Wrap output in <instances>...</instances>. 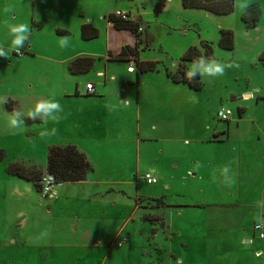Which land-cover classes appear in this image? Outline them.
<instances>
[{"label":"rangeland","instance_id":"374dc122","mask_svg":"<svg viewBox=\"0 0 264 264\" xmlns=\"http://www.w3.org/2000/svg\"><path fill=\"white\" fill-rule=\"evenodd\" d=\"M254 3L261 16L246 29L241 15ZM154 5L155 0H0V48L9 53L7 59L0 57V264H31L33 247L48 244L47 210L56 190L70 187L71 199L85 198V190L59 184L52 198L42 200L34 183L7 172L11 164L44 171L49 147L66 144L86 156L95 169L92 180L103 182L100 188L113 189L99 197L105 201L106 249L128 218L124 234L140 240L137 247L150 240L151 258L141 248L128 256L116 248L110 256L104 253L108 264H169L165 254L158 259L156 241L171 242V264H264V241L252 229L259 220L256 224L264 227V98H256L264 96V64L259 62L264 0H234L227 16L184 9L181 0H167L160 13ZM116 11L141 24L137 59L156 62V71L138 74L135 64L116 62L111 53L106 59L118 42L135 44L130 31L107 27L106 17ZM85 23L98 31L96 39H81ZM22 24L29 28L27 40L12 50L10 28ZM224 30L233 33L231 51L218 45ZM190 48L238 67L226 66L222 76L197 72L198 89L174 84L166 71L185 77L199 63L180 62ZM82 57L94 59L92 68L71 74L68 64ZM86 83L99 97L84 96ZM248 94L252 100L244 98ZM127 99L129 105L123 104ZM47 100L62 106V113H53L60 115L58 121L27 118ZM238 108L244 109L241 116ZM14 110L24 127L10 126ZM220 110L231 112L228 122L219 120ZM52 129L55 135L41 136ZM214 136L224 143L209 142ZM225 167L230 171L222 174ZM147 173L158 182L147 185L142 178ZM78 250L71 251L77 255L72 264L96 262L97 252ZM60 256L49 264H70Z\"/></svg>","mask_w":264,"mask_h":264},{"label":"crops","instance_id":"0c3cea01","mask_svg":"<svg viewBox=\"0 0 264 264\" xmlns=\"http://www.w3.org/2000/svg\"><path fill=\"white\" fill-rule=\"evenodd\" d=\"M129 18H130L129 19L130 21L137 22L135 19H132L130 16ZM107 24H108L107 27L109 28V30H113L116 32L121 31V30H116L111 24L109 23ZM138 25L141 26V24H138ZM125 47H131V46L126 43H123L122 41L118 42L117 45H114L112 47L114 49L112 50L113 52H111V50L109 49L107 50L106 59L109 58L108 53H111L112 55L117 56L120 53L121 49ZM109 48L111 47L109 46ZM123 63H132L133 65L135 64L133 60H129V62H123ZM86 84H90V83H86ZM92 86L94 89V93L91 94L92 95L91 97H99L95 86L94 85ZM76 92L80 93L78 90H76ZM83 93L87 94L85 87H84ZM78 96H80V94ZM244 98H250L252 100L253 96L248 94V95H244ZM256 98L258 101L260 98H264V96L256 95ZM127 105H129L128 99H127ZM212 140L213 141L210 140L209 142H214L218 144L224 143L222 139H220L219 137L217 138V136H214ZM90 166L92 168L91 164ZM94 174H95V169L93 167V171L91 169V171L86 175L85 180L83 182L77 183V184H70L73 186L72 190L75 188V186H76L75 189H78L79 191L85 190V191H81L82 193H84L82 194V196H85L84 199H81V198L78 200L71 199L69 196L70 189H71L70 187H68L70 189L68 188L64 189L65 187H60L59 190H56L57 198L55 199V201H52L54 203L47 210V214L49 216H48V219H46V222L49 224L50 228L52 229L51 233L49 234L51 240L48 242L47 245L33 247L36 257L33 263L31 264H49L52 260L59 261L61 254H64L63 259L65 257H68L67 262L70 261L69 263L72 264L76 262L75 260H76L77 255L71 254V251L76 250V249H79L78 251H83L86 254H92V255L94 254V252H97V255H93L96 258L95 259L96 262H94V264H102V263L108 264V261H109L108 258L110 254H112V252L116 250V248L117 250H119L117 251V253L119 255H124V256H128L129 251H135V248L137 247L136 243L138 239H134L130 237L129 235H127L126 233L124 234V231H126V228L128 227L127 224L131 222V220L130 222H128L129 218L126 220V222H124V224L122 225L120 230L117 232V234H115V237L112 239L111 243L109 244L108 249H106L107 240H106V236H105L106 234L104 230L106 227L102 225V222H101V221H107L105 211L102 208L103 206H105L104 205L105 201L103 199L100 200L99 197L102 196V194H107L109 191H113V189L104 190L100 188L101 186L100 184H102L103 182L99 180L97 181L92 180V177H94ZM92 184H97L99 186L98 189L96 187H95V190L93 189L94 187L89 188V186H91ZM89 189H93V191L91 192ZM70 205L71 207L69 209L68 206ZM83 207L85 208V210H83ZM53 209H57V210L54 212ZM69 210L72 211L71 214L69 213ZM52 212L56 213V215H53L54 213L51 214ZM57 213H60V214L57 215ZM261 215H262L261 217H264L263 212H261ZM259 222H262V220L254 222L253 226ZM98 224H101V225L98 226ZM104 224L106 225V222H104ZM253 226H252V229H253ZM253 234L256 235V233L254 232ZM153 236H155V238L158 237V235H153ZM123 237L127 239V243L123 245L121 248H118L117 246L115 247V243H117ZM98 238H101V240L99 241ZM258 239L261 241H264V239H260L259 237ZM138 242L141 243L140 240ZM147 242L144 243L143 248L141 246L137 248H141L139 252L142 253L145 257L151 258L152 252L149 246L146 244ZM166 243L167 244H165L164 242L162 246L160 243H158V241H156V242H153L152 247L154 248L159 260H161L159 256H161L162 254H165L168 257L169 264H171V258H172L171 256L173 253L172 249L170 248L171 242L169 241ZM20 247L25 248L26 246H24V243H23V245ZM55 251H59V252H57L55 256H52V254ZM48 252L51 254L48 255ZM104 253H108L109 256H107ZM155 260L152 258L150 263H153ZM161 263L162 262L158 264H161Z\"/></svg>","mask_w":264,"mask_h":264},{"label":"trees","instance_id":"16d2710c","mask_svg":"<svg viewBox=\"0 0 264 264\" xmlns=\"http://www.w3.org/2000/svg\"><path fill=\"white\" fill-rule=\"evenodd\" d=\"M167 0H155L154 12L160 13ZM181 5L184 9H198L203 10L209 14L218 16L230 15L234 10V0H181ZM261 16V9L258 4H250L246 7L241 15V22L246 29H252L256 26ZM107 23L111 24L116 30L130 31L135 38L134 47L122 48L117 55L116 62H129L133 60L136 66L138 74H144L156 71L157 63L153 61L138 62L137 46L141 42L137 39L140 35L137 34V29L140 28L137 22L122 21L109 14L107 17ZM80 37L84 41H90L98 37V31L94 29L91 24H83L80 27ZM219 47L223 50L231 51L234 46L233 33L229 30L220 32ZM201 54L195 49L190 48L180 59L181 63L199 61L198 58ZM259 62L264 64V52L259 56ZM94 59L89 57L76 58L68 64V70L73 75H80L87 73L93 66ZM167 77L174 84H187L189 88L198 89L199 75L196 73L192 76V80L189 81L185 77H177L176 74H172L166 71ZM78 92H75V96H78ZM91 97V94L84 95ZM244 112L243 108H238V115L241 116ZM227 122V121H226ZM47 162L45 170H39L36 168H25L18 164H11L7 167V172L19 179L27 182L34 183L37 191L39 190V182L44 174L52 176L55 180V184H77L85 180L86 174L90 171L91 166L86 156L81 153L75 146L67 144L63 146H51L47 150ZM158 182V181H157ZM150 219L147 222L150 223ZM151 224V223H150Z\"/></svg>","mask_w":264,"mask_h":264},{"label":"clouds","instance_id":"9594fccd","mask_svg":"<svg viewBox=\"0 0 264 264\" xmlns=\"http://www.w3.org/2000/svg\"><path fill=\"white\" fill-rule=\"evenodd\" d=\"M29 32L28 25L22 24V25H16L11 26L10 28V35L13 36L12 40V50H19L24 46L25 41L27 40V34ZM68 40L67 38L62 39V46H67ZM9 53L5 51L3 48H0V57H3L5 59L8 58ZM199 63H193L189 69V71L186 73L185 78L192 80V76H194L197 72L201 74V76L207 75V76H216L219 74L222 76L224 74L225 67H238V65L229 64L224 65L218 61L215 60H209L203 56L198 58ZM123 104L126 105V101H122ZM114 110V109H112ZM63 108L59 104V102L55 100H47V101H40L38 102L35 107L30 110L27 114V118L36 120L37 118H40L43 120L44 123H47V119H44L45 117H51L53 121H58L61 117L60 115L53 116V113H62ZM10 115V126L13 129H19L21 127H24V121L19 119V116L21 115L20 112L13 111ZM56 129H52L50 132L45 131L41 133L42 137H47L50 135H55ZM230 171L229 168L225 167L222 170V174Z\"/></svg>","mask_w":264,"mask_h":264},{"label":"built area","instance_id":"2783aa9c","mask_svg":"<svg viewBox=\"0 0 264 264\" xmlns=\"http://www.w3.org/2000/svg\"><path fill=\"white\" fill-rule=\"evenodd\" d=\"M114 16L122 21H129V15L126 13H122L120 11H116L114 13ZM142 29H137V34L141 35ZM85 90L87 94H93L94 89L91 84H88L85 86ZM231 115V112L229 110H220L217 114L220 121H228L229 117ZM143 180L146 182L147 185H154L157 183V178L153 177L150 173L145 174L143 177ZM57 184H55V180L52 176L48 174H44L39 182V190L38 195L42 200H48L49 198H52L55 195ZM253 232L258 234V237L260 239H264V227L261 224H255L253 226ZM127 243V239L123 237L121 240L118 241L117 247L121 248L123 245Z\"/></svg>","mask_w":264,"mask_h":264}]
</instances>
